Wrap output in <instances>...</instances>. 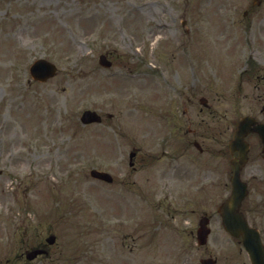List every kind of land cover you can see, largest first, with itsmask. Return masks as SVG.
<instances>
[{
	"label": "rangeland",
	"instance_id": "obj_1",
	"mask_svg": "<svg viewBox=\"0 0 264 264\" xmlns=\"http://www.w3.org/2000/svg\"><path fill=\"white\" fill-rule=\"evenodd\" d=\"M251 1L0 0V254L13 257L24 230L37 229L59 236L71 264H200L209 254L218 264H250L217 213L230 193L228 158L209 164L186 143L198 127L221 131L223 146L237 117H263L264 89L238 88L253 52L251 20L254 52L264 55V7L244 16ZM209 24L229 26L228 35L219 33L215 48L202 30L193 51L187 27L195 35ZM106 51H114L109 70L98 63ZM196 53L207 61L203 69L217 63L224 71L223 62L233 78L192 70ZM40 57L59 70L47 83L30 82V64ZM87 108L103 123L83 126ZM133 149L136 171L128 165ZM92 168L115 183L93 180ZM261 171L263 161L245 177ZM249 201L264 230V210L255 196ZM204 214L213 217L212 233L200 247Z\"/></svg>",
	"mask_w": 264,
	"mask_h": 264
},
{
	"label": "water",
	"instance_id": "obj_2",
	"mask_svg": "<svg viewBox=\"0 0 264 264\" xmlns=\"http://www.w3.org/2000/svg\"><path fill=\"white\" fill-rule=\"evenodd\" d=\"M101 63L109 66L110 64L102 57ZM55 66L49 63L46 60H37L34 65L31 67V73L35 79L45 81L49 77L54 76ZM84 123H90L94 121H100V118L96 113L87 111L83 116ZM254 124V121L250 117H245L241 119L238 125V129L235 134V140L232 141L234 148L239 151L241 157V164L236 165V174L233 178V193L232 196L220 207L222 213L223 223L225 228L230 231L235 236H242L245 247L250 251L254 257V264H259L256 259L260 258L262 263H264V250L259 239L258 232L255 229L249 228L244 217L239 213V207L242 199L246 194L245 185L242 184L239 180V167L246 160L247 148L244 143V137L248 134L249 131L253 130L259 133L262 137L264 136V126L255 125L254 128H251ZM94 176L102 177L110 180V178L102 173L93 172ZM209 230L206 228H201L199 231V240L200 242H205ZM256 258V259H255Z\"/></svg>",
	"mask_w": 264,
	"mask_h": 264
},
{
	"label": "flooded vegetation",
	"instance_id": "obj_3",
	"mask_svg": "<svg viewBox=\"0 0 264 264\" xmlns=\"http://www.w3.org/2000/svg\"><path fill=\"white\" fill-rule=\"evenodd\" d=\"M251 10V12L247 11L245 15L248 16L250 13L254 12L255 9L252 7ZM263 20L264 17L263 19H260V22ZM247 35L249 39L254 40L256 38L254 37V29L252 28V23L249 26ZM258 61L261 64L255 68L252 67V69H249V71H247V78L248 81H250L249 83H252L255 88L264 89V59L262 61ZM259 146H261L260 152L257 151ZM253 153L256 156L255 162H258L261 159L264 160V148L262 144L257 146H250V155L252 156ZM250 159L251 158H249V162H251ZM255 162H251L253 163L252 166H257ZM255 181H259V178L253 174L251 175L249 184L253 185ZM25 241L27 242L26 247L18 252L14 260L5 258L0 261V264H64L66 261L68 262L69 260H71V257L66 255L64 250H61L58 244L49 245L47 243V237L45 235H42L39 231H35V233L29 236V238ZM30 250L36 251L38 253L35 259H33L32 261H29L27 259V254Z\"/></svg>",
	"mask_w": 264,
	"mask_h": 264
}]
</instances>
